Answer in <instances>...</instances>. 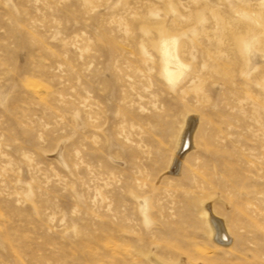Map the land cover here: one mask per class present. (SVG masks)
<instances>
[{
	"label": "rangeland",
	"instance_id": "rangeland-1",
	"mask_svg": "<svg viewBox=\"0 0 264 264\" xmlns=\"http://www.w3.org/2000/svg\"><path fill=\"white\" fill-rule=\"evenodd\" d=\"M0 264H264V0H0Z\"/></svg>",
	"mask_w": 264,
	"mask_h": 264
},
{
	"label": "bare ground",
	"instance_id": "bare-ground-1",
	"mask_svg": "<svg viewBox=\"0 0 264 264\" xmlns=\"http://www.w3.org/2000/svg\"><path fill=\"white\" fill-rule=\"evenodd\" d=\"M164 71H165L166 77L170 81H175L181 75L182 69L179 66L175 65L171 60L166 59ZM219 234L224 240L223 238L225 234L224 231L219 230Z\"/></svg>",
	"mask_w": 264,
	"mask_h": 264
}]
</instances>
